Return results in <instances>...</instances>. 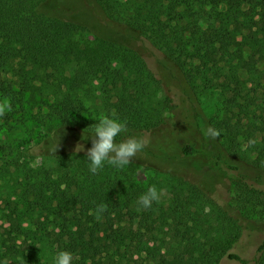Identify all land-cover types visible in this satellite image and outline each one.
Returning a JSON list of instances; mask_svg holds the SVG:
<instances>
[{
    "label": "trees",
    "instance_id": "trees-1",
    "mask_svg": "<svg viewBox=\"0 0 264 264\" xmlns=\"http://www.w3.org/2000/svg\"><path fill=\"white\" fill-rule=\"evenodd\" d=\"M47 1L0 0V73L11 68L21 79L20 90L11 91L17 104L23 105L25 93L31 95L25 101L36 102L45 85L58 100L55 116L65 126H74L88 112L110 116L113 111L128 131L140 135L170 125L157 150L171 160L198 153L190 143L177 146L176 136L203 134L211 127L224 137L219 171L227 174L224 167L231 158L264 173V0H82L89 28L45 15ZM86 29L93 32L91 42L77 38ZM139 39L170 63L162 66L163 72L177 94L187 97L189 124L168 123L164 113L175 105L170 96L157 97L164 80L133 46ZM94 83L97 96L89 91ZM199 87L223 99L225 115L213 125L198 111ZM72 136L62 128L53 130L48 144L62 145L52 152L57 155L53 162L21 170L20 192L7 203L0 226V264H44L48 247L69 251L73 264H220L222 259L264 264V241L251 257L236 251L242 227L234 208L204 212L199 198L206 194L200 187L168 178L144 183L132 162L122 169L105 163L93 174L86 152L72 149ZM233 180L264 198V191L244 177ZM153 185L171 196L167 207L160 200L137 210L138 197ZM100 204L107 210L97 220ZM158 232L165 236L160 244Z\"/></svg>",
    "mask_w": 264,
    "mask_h": 264
},
{
    "label": "rangeland",
    "instance_id": "rangeland-1",
    "mask_svg": "<svg viewBox=\"0 0 264 264\" xmlns=\"http://www.w3.org/2000/svg\"><path fill=\"white\" fill-rule=\"evenodd\" d=\"M87 9L88 7L84 6L82 0H48L42 7V11L47 16H58L62 20H75L82 26L89 28L86 23H91V18ZM92 33L90 29H86L77 38L81 42H91L94 40ZM114 37L116 38V36ZM133 46L139 49L155 74L164 80L157 97L164 99L166 96H170L175 105L172 111L164 113L168 123L179 121V124H189L193 120L189 102L186 96H179L176 89L171 87L172 85L170 86L171 82L168 75L163 72V65L171 66L163 53L152 48L145 39L133 42ZM12 67L16 69L19 64L16 62ZM171 72L174 75H179L174 69ZM14 74L11 68L0 73V101L7 100L12 105V111L5 115L6 118L0 120V226L4 224L2 220L3 215L8 210L7 203L13 201L15 192H20L19 183L23 180L21 170L49 165L57 156L52 153L57 143L51 147L46 137L53 130L65 129L67 134L74 135L72 137L76 143L71 147L75 150L77 144L83 145L79 139L91 141L89 135L92 134L95 124L104 116V114L88 112L76 120L75 128L72 125L65 126L55 116V104L58 101L56 96L52 94L51 89H47L45 85L39 83L38 85L42 86L40 87L42 94H36V102L25 101L31 96L30 93H25L23 105L17 104L11 91L17 93L20 90L21 79ZM96 87L97 84L94 83L89 88L93 96H97ZM195 93L198 111L209 125H213L225 115L223 99L218 92L199 87L195 89ZM6 94H11V96L4 98ZM99 103L100 101L96 100V104ZM167 128L170 129V125L162 126L160 130L149 134L140 135L127 131L116 137L117 143L129 137L144 138L148 141L144 150L132 160V163L137 167L138 180L147 183L151 179L168 178L173 182L180 180L191 182V184L200 187L202 192L206 194V196L199 198V205L204 212H216L220 208L225 210L227 206L234 208L237 211L238 222L242 227L238 241L239 246L236 251L245 257L253 256L257 245L264 241V198L252 196L247 193L245 188H239L238 182L233 180V177H244L250 184L264 191V173L253 168L249 163L231 158L228 165L225 164L224 167L227 174L219 171L217 165H222L224 160L220 157L224 144L222 132L217 139H211L205 134L206 131L203 134L197 131H184L180 136L174 138L175 144L181 147L190 143L198 150V153L190 158L180 157L171 160L170 157L164 156L157 150V144L162 143L159 142V139L163 137L162 134ZM60 148L62 145L58 143L57 149ZM83 148L84 150L79 152H86L88 149L84 145ZM252 158L253 155H250L249 160ZM169 199L171 196L163 191L161 200L165 207H167ZM216 222L215 219L212 220L213 227H217ZM4 226L7 227V225ZM203 229L209 230L211 227L204 226ZM164 237L159 232L156 234L158 244ZM200 240L206 241L203 237ZM21 247L26 248V245ZM44 251L45 258L42 257L41 261L44 264H54L56 252L49 247ZM1 253H3V249L0 246ZM220 264L237 263L222 259Z\"/></svg>",
    "mask_w": 264,
    "mask_h": 264
},
{
    "label": "clouds",
    "instance_id": "clouds-1",
    "mask_svg": "<svg viewBox=\"0 0 264 264\" xmlns=\"http://www.w3.org/2000/svg\"><path fill=\"white\" fill-rule=\"evenodd\" d=\"M12 111V105L9 101H0V117L5 116L8 112ZM128 131L126 121H120L115 118V112L105 115L99 119L95 124L91 137V147L87 149L86 156L89 161V171L96 174L99 170L103 169L105 163L115 168L122 169L130 164L132 160L137 157V154L144 150L148 141L144 138L129 137L119 143L116 142V137L121 133ZM211 139L220 137V131L209 127L205 133ZM255 141H249V144H254ZM58 147L55 145L54 152ZM77 152L83 151V145L77 144ZM163 195V190H157L153 185L148 188L147 192L138 197V209H149L152 207L153 202H160ZM107 210L105 204H100L95 210L97 220L101 219L102 214ZM3 264H8L5 260ZM54 264H73V256L69 251H58L54 258Z\"/></svg>",
    "mask_w": 264,
    "mask_h": 264
}]
</instances>
